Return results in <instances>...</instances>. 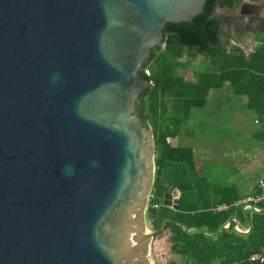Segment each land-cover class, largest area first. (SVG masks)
<instances>
[{"label": "water", "instance_id": "95a60500", "mask_svg": "<svg viewBox=\"0 0 264 264\" xmlns=\"http://www.w3.org/2000/svg\"><path fill=\"white\" fill-rule=\"evenodd\" d=\"M205 1L0 0V264H153L164 221L146 227L155 148L140 68L165 24ZM222 25L239 36L245 22ZM162 205L176 210L178 191Z\"/></svg>", "mask_w": 264, "mask_h": 264}, {"label": "trees", "instance_id": "16d2710c", "mask_svg": "<svg viewBox=\"0 0 264 264\" xmlns=\"http://www.w3.org/2000/svg\"><path fill=\"white\" fill-rule=\"evenodd\" d=\"M216 0H206L203 10L191 21L166 23L163 28V49L151 51L140 68V74L152 86L138 98L137 109L143 122L150 125L154 140V182L149 205L156 218L157 229L169 232L170 251L181 259L180 264H260L249 261L253 252H264V201L249 203L259 208H244L233 185L214 184L200 176L192 149L173 146L175 137L193 108L206 102L209 90L228 84L237 96L246 97V109L259 122L255 138L264 141V41L245 52L238 45H229L220 36V21L211 16ZM188 57L201 56L207 68L195 72L188 80L179 72L188 66ZM149 69L146 75L144 69ZM178 191V208L162 205L164 193ZM261 192L257 187L255 194ZM225 204V209H217ZM235 218L247 232L234 228ZM182 224V227L179 225ZM192 227L190 231L186 228Z\"/></svg>", "mask_w": 264, "mask_h": 264}, {"label": "crops", "instance_id": "0c3cea01", "mask_svg": "<svg viewBox=\"0 0 264 264\" xmlns=\"http://www.w3.org/2000/svg\"><path fill=\"white\" fill-rule=\"evenodd\" d=\"M223 106L226 108H222ZM200 108H207V112H210V117L212 118L223 119L226 126L223 127V131L235 128L237 131L242 132V134L237 135V138L242 139L243 142H226L221 139L220 144L223 146L227 145V148L213 151L210 155L204 146L203 150L199 151L189 144L180 145V141H185L184 139L188 135L191 136L192 128L195 127L197 120L201 118L198 109L195 108L191 110L189 118L183 124L179 133L175 137L170 138L169 141L173 146L191 148L194 159L197 152V158L202 162L201 164V162H197L199 159H195V167L199 175L206 177L208 181L214 184L233 185L240 196V202L246 203L245 200L248 197L255 195V189L259 187V180H264V141L255 138L260 124L253 117V122L257 126H249L251 112L246 109V97L235 95L228 84L222 85L218 89L209 90L206 102ZM215 161L228 165L227 177L229 178H227V181L219 182L211 178L212 174L207 166L209 163H215ZM231 221L235 222L234 228L237 231H248L247 227L240 228L235 218H232Z\"/></svg>", "mask_w": 264, "mask_h": 264}, {"label": "rangeland", "instance_id": "374dc122", "mask_svg": "<svg viewBox=\"0 0 264 264\" xmlns=\"http://www.w3.org/2000/svg\"><path fill=\"white\" fill-rule=\"evenodd\" d=\"M261 40L264 41V37L259 38L257 42ZM234 45L233 41L229 42L228 46ZM245 52H248L245 50ZM183 59H188L189 64L184 69H179V72L184 76L185 79L194 80L195 72L198 70L206 69L207 63L204 58L201 56L196 57H188L187 55L183 56ZM222 108H226L223 106ZM229 108V107H228ZM198 109V113H200L201 118H199L196 122L194 128H192L191 136L188 135L184 140L180 141V145H191L196 150H203L204 148L207 150L208 154H212L213 151H218L219 149L227 148V145L223 146L220 144V140L224 139V141H232V142H243L242 139L237 138L238 134H242V132L237 131L235 128H229L223 131V127L225 126V122L223 119L217 120V118L210 117V112H207V108H195ZM214 109V108H213ZM197 111V110H196ZM251 120L249 126H257L253 122V117H255L251 113ZM221 138H220V137ZM212 152V153H211ZM195 159L197 158V152L195 154ZM197 162H201L200 159ZM214 162V161H213ZM202 164V162H201ZM206 166V164H205ZM210 170L209 172L212 174L211 178L216 181H227V167L228 165L224 163H209L207 166ZM150 197V196H149ZM149 201V200H148ZM149 204V203H148ZM146 227L148 230H154L152 228L151 220H146ZM169 232L167 230L162 231L157 237H154L149 244V257L153 264H180L181 259L178 255L170 251V242L168 240Z\"/></svg>", "mask_w": 264, "mask_h": 264}, {"label": "flooded vegetation", "instance_id": "af4514ba", "mask_svg": "<svg viewBox=\"0 0 264 264\" xmlns=\"http://www.w3.org/2000/svg\"><path fill=\"white\" fill-rule=\"evenodd\" d=\"M211 16L214 20L220 21L221 39L228 42L233 41L234 45L240 46V42L245 46L252 45L254 41L264 37V0H216ZM224 16L244 18L245 25L239 36L236 34L235 26L222 25ZM245 32L248 34L242 42Z\"/></svg>", "mask_w": 264, "mask_h": 264}, {"label": "built area", "instance_id": "2783aa9c", "mask_svg": "<svg viewBox=\"0 0 264 264\" xmlns=\"http://www.w3.org/2000/svg\"><path fill=\"white\" fill-rule=\"evenodd\" d=\"M144 72L146 75H149V69L145 68ZM258 185L261 189V192H259L258 194H255L254 196L248 197L245 202L248 203L245 205L244 208H252L255 211H259V208L256 206H252L249 203H256V202H261L264 201V180L260 179L258 182ZM153 207V209L158 207V204H153L151 205ZM227 206L225 204H221L217 206V209H225ZM249 261L251 262H257L260 264H264V252L258 251V252H253L249 255Z\"/></svg>", "mask_w": 264, "mask_h": 264}]
</instances>
